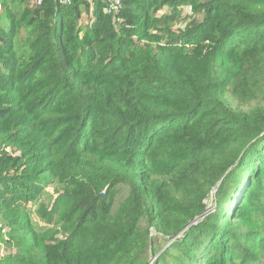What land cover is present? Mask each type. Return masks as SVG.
Wrapping results in <instances>:
<instances>
[{"label":"trees","instance_id":"1","mask_svg":"<svg viewBox=\"0 0 264 264\" xmlns=\"http://www.w3.org/2000/svg\"><path fill=\"white\" fill-rule=\"evenodd\" d=\"M36 1L0 0V264H264V0Z\"/></svg>","mask_w":264,"mask_h":264},{"label":"rangeland","instance_id":"2","mask_svg":"<svg viewBox=\"0 0 264 264\" xmlns=\"http://www.w3.org/2000/svg\"><path fill=\"white\" fill-rule=\"evenodd\" d=\"M163 13L161 12L159 14V16H161ZM185 14H188L191 18H193V15L191 13H189V11H187ZM184 21L183 23L179 26V28L184 25ZM1 25L4 26L5 28L8 27V22H1ZM128 188L125 187V186H120L118 187L117 191H116V195H115V206H119L120 203H122L128 196ZM233 204V203H232ZM207 205L210 207L209 208V211L212 210V206L214 205V201H213V198H211L210 201L207 202ZM214 208V207H213ZM7 233V228H4L2 226V224L0 223V241L3 242V240L1 239V236L6 234ZM4 255H6V252L5 250L3 249V252H2ZM155 261V258L151 259V264H153Z\"/></svg>","mask_w":264,"mask_h":264},{"label":"built area","instance_id":"3","mask_svg":"<svg viewBox=\"0 0 264 264\" xmlns=\"http://www.w3.org/2000/svg\"><path fill=\"white\" fill-rule=\"evenodd\" d=\"M61 4H68L70 0H59ZM96 0H90V2L94 3ZM43 0H37L36 3H41ZM102 2L106 5L108 14H116L122 9V3L120 0H102ZM1 11V4H0Z\"/></svg>","mask_w":264,"mask_h":264}]
</instances>
